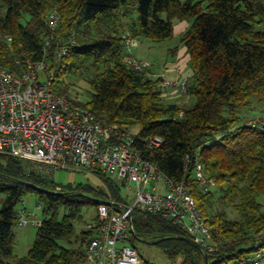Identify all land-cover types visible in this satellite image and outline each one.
Segmentation results:
<instances>
[{
	"label": "trees",
	"instance_id": "trees-1",
	"mask_svg": "<svg viewBox=\"0 0 264 264\" xmlns=\"http://www.w3.org/2000/svg\"><path fill=\"white\" fill-rule=\"evenodd\" d=\"M54 7L60 12L49 46L54 90L97 119L135 129L140 152L167 178L187 182L217 249L205 254L169 218L139 209L132 211V245L136 239L148 240L169 260L185 264H206V255L209 264L249 263L248 253L264 246V117L248 119L256 110L254 100L264 106V0H0V67L19 74L28 60L43 58L50 35L45 17ZM180 21L188 22L179 40L189 58L190 85L187 98L168 101L160 76L127 64L133 52L125 42L170 40ZM58 41L69 49L55 63ZM75 77L88 85L86 101L67 80ZM150 136L162 137L163 143L149 148L145 141ZM196 163L209 181L207 190L192 179ZM95 174L104 188L59 185L52 175L28 170L20 159L0 153V192L5 193L0 264L85 261L81 245L92 231L80 232L77 248L62 241L70 240L86 204L98 208L100 201L87 196L102 201L111 197L116 204L125 201L114 177ZM28 193L36 195L43 221L29 252L17 257L16 206Z\"/></svg>",
	"mask_w": 264,
	"mask_h": 264
},
{
	"label": "built area",
	"instance_id": "built-area-1",
	"mask_svg": "<svg viewBox=\"0 0 264 264\" xmlns=\"http://www.w3.org/2000/svg\"><path fill=\"white\" fill-rule=\"evenodd\" d=\"M59 21L58 8L46 13L50 35L41 60H28L19 74L0 67V153L20 159L28 170L43 176L53 175L58 169L84 167L92 173L114 177L122 188L133 193L123 195L125 201L118 204L111 197L99 203L94 221L86 226L92 234L81 245L88 264H148L130 240L134 234V209L169 218L205 254L215 252L212 231L187 182L167 178L155 162L145 157L136 145L132 129H120L97 119L54 90L55 70L51 67L49 46ZM70 43H75L73 37ZM137 43L133 38L127 39L126 49ZM68 49L66 43L58 41L53 52L54 62L58 63ZM127 64L136 70H148L151 66L150 61L133 55L128 56ZM160 77L163 96L188 97V76ZM145 142L149 148H155L163 143V138L150 136ZM192 179L205 190L209 188L201 164H195ZM42 221L26 209L19 211L20 226H40ZM260 239L264 241V230ZM168 264L185 263L173 259Z\"/></svg>",
	"mask_w": 264,
	"mask_h": 264
},
{
	"label": "rangeland",
	"instance_id": "rangeland-1",
	"mask_svg": "<svg viewBox=\"0 0 264 264\" xmlns=\"http://www.w3.org/2000/svg\"><path fill=\"white\" fill-rule=\"evenodd\" d=\"M177 45H179V48L182 47V44H180L179 37H176V36H174L170 40H166L160 43H155L148 39H143V40H140L137 46L132 47L131 51L137 52V49H138L141 53H145L146 55L147 54L149 56L154 55V57L157 58V59L154 58V60H158V63H163L166 58H169L167 55H171L167 53L170 50V48H174ZM161 54L163 55V57H161ZM190 73L191 72H188L186 75L189 77L191 75ZM78 78L77 77L68 78L67 80L69 82H74L76 84L75 91L77 92L81 100L86 101L87 100L86 90L88 88V85L84 80H81V79L78 80ZM166 98H167L166 100L168 101L182 99L180 97H172L169 95H167ZM252 105L254 106L256 110L252 112L254 115L251 114L248 117V119L250 118L252 119L253 117L254 118H258L261 116L264 117L263 104L254 100ZM132 130H135V129H132ZM52 176H53L54 181L59 185H65L69 183L72 185H76L77 183H89L93 186H101L103 188L105 186L102 184V180L98 177V174L92 173L84 167L58 169L53 173ZM122 194L124 196L129 195V194H131V196L133 195V193H131V191H129L125 187H123L122 189ZM4 200H5V193L0 192V208L2 207L4 203ZM260 201L264 203V196L260 197ZM16 207L18 211L26 209L27 212L35 213L39 217V219H43L42 208L37 203V197L34 193H28ZM96 212H97V209L95 205L86 204L82 209V219L75 222V230H74L73 235L70 237V240L62 241V243L69 247L77 248L80 245V243H79V240H77L76 238L79 236L80 232L83 229H86L87 224L92 223L94 221ZM37 227L38 226H33L31 224L27 226H20L18 223L15 224L13 228L14 234H15L14 253L17 257L24 256L29 252V249L31 248L34 238H35ZM133 244L137 248V250L144 256L145 260H147L148 262L152 264H168L169 263V259L164 254L162 249L154 244H150L148 240L136 239L134 240ZM259 252L261 253L260 255H257V251L249 252L248 253L249 263L246 261H243L242 264H253V261L255 260L259 262L258 264H264V246L260 248ZM75 264H88V262L86 260L78 261ZM224 264H238V261L236 260L235 262V260L234 261L230 260L229 262L224 263Z\"/></svg>",
	"mask_w": 264,
	"mask_h": 264
},
{
	"label": "crops",
	"instance_id": "crops-1",
	"mask_svg": "<svg viewBox=\"0 0 264 264\" xmlns=\"http://www.w3.org/2000/svg\"><path fill=\"white\" fill-rule=\"evenodd\" d=\"M188 26L187 21H180L174 25V36L180 37L182 33L185 31ZM137 49V48H136ZM171 55H167L169 58H166L163 63H158V60H154V55L149 56L145 53H141L138 49L137 52H133L132 54L140 59H148L152 65L149 70V75L152 77L164 76L166 78H180L187 76L188 72H191L188 62V55L186 54V48L182 45V47H178V50L173 51L172 48L167 52ZM163 54V53H162ZM161 54V57L163 55ZM166 56V57H167ZM157 59V58H155ZM157 67V68H156ZM156 68V69H155ZM191 74V73H190ZM189 74V75H190Z\"/></svg>",
	"mask_w": 264,
	"mask_h": 264
},
{
	"label": "water",
	"instance_id": "water-1",
	"mask_svg": "<svg viewBox=\"0 0 264 264\" xmlns=\"http://www.w3.org/2000/svg\"><path fill=\"white\" fill-rule=\"evenodd\" d=\"M85 196H87V195H85ZM87 198L88 199H92V200H98V201H100V202H102V200H100V199H97V198H94V197H91V196H87ZM184 238V237H183ZM185 239H187V240H189V241H192L190 238H188V237H185ZM205 263L206 264H209L208 263V256L206 255V257H205Z\"/></svg>",
	"mask_w": 264,
	"mask_h": 264
},
{
	"label": "bare ground",
	"instance_id": "bare-ground-1",
	"mask_svg": "<svg viewBox=\"0 0 264 264\" xmlns=\"http://www.w3.org/2000/svg\"><path fill=\"white\" fill-rule=\"evenodd\" d=\"M48 12V11H47Z\"/></svg>",
	"mask_w": 264,
	"mask_h": 264
},
{
	"label": "clouds",
	"instance_id": "clouds-1",
	"mask_svg": "<svg viewBox=\"0 0 264 264\" xmlns=\"http://www.w3.org/2000/svg\"><path fill=\"white\" fill-rule=\"evenodd\" d=\"M259 263V262H258Z\"/></svg>",
	"mask_w": 264,
	"mask_h": 264
}]
</instances>
